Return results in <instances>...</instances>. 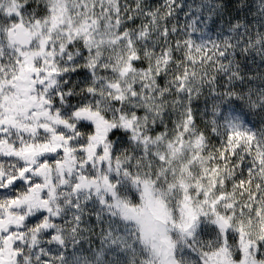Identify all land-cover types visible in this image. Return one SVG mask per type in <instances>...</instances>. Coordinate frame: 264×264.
<instances>
[{"label":"snow or ice","instance_id":"obj_1","mask_svg":"<svg viewBox=\"0 0 264 264\" xmlns=\"http://www.w3.org/2000/svg\"><path fill=\"white\" fill-rule=\"evenodd\" d=\"M0 264H264V0H0Z\"/></svg>","mask_w":264,"mask_h":264}]
</instances>
